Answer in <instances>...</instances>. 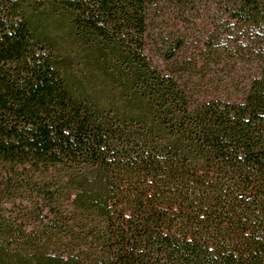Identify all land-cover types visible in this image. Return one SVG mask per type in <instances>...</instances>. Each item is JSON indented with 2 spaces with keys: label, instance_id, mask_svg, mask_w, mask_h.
Returning a JSON list of instances; mask_svg holds the SVG:
<instances>
[{
  "label": "trees",
  "instance_id": "16d2710c",
  "mask_svg": "<svg viewBox=\"0 0 264 264\" xmlns=\"http://www.w3.org/2000/svg\"><path fill=\"white\" fill-rule=\"evenodd\" d=\"M201 1L249 31L239 99L145 53ZM0 264H264V0H0Z\"/></svg>",
  "mask_w": 264,
  "mask_h": 264
},
{
  "label": "rangeland",
  "instance_id": "374dc122",
  "mask_svg": "<svg viewBox=\"0 0 264 264\" xmlns=\"http://www.w3.org/2000/svg\"><path fill=\"white\" fill-rule=\"evenodd\" d=\"M249 31L217 1L151 6L145 53L186 89L193 102L239 99L256 74Z\"/></svg>",
  "mask_w": 264,
  "mask_h": 264
}]
</instances>
